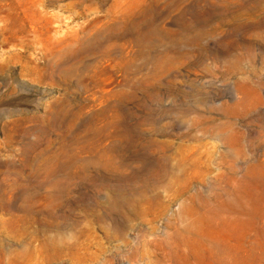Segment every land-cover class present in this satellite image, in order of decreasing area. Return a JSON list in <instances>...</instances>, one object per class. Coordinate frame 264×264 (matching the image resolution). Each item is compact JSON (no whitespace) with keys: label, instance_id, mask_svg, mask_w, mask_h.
I'll use <instances>...</instances> for the list:
<instances>
[{"label":"rangeland","instance_id":"374dc122","mask_svg":"<svg viewBox=\"0 0 264 264\" xmlns=\"http://www.w3.org/2000/svg\"><path fill=\"white\" fill-rule=\"evenodd\" d=\"M231 145L264 158V0H0V264H154Z\"/></svg>","mask_w":264,"mask_h":264},{"label":"bare ground","instance_id":"6f19581e","mask_svg":"<svg viewBox=\"0 0 264 264\" xmlns=\"http://www.w3.org/2000/svg\"><path fill=\"white\" fill-rule=\"evenodd\" d=\"M231 149L232 158L221 157L225 171L215 189L189 196L191 226L156 243L162 252L154 264H264V158L240 175L236 159L246 154L241 147Z\"/></svg>","mask_w":264,"mask_h":264}]
</instances>
